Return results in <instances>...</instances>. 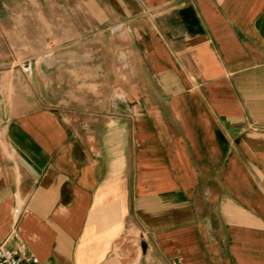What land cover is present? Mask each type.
I'll use <instances>...</instances> for the list:
<instances>
[{
  "label": "crops",
  "instance_id": "crops-1",
  "mask_svg": "<svg viewBox=\"0 0 264 264\" xmlns=\"http://www.w3.org/2000/svg\"><path fill=\"white\" fill-rule=\"evenodd\" d=\"M13 227L42 262L264 264V0H0Z\"/></svg>",
  "mask_w": 264,
  "mask_h": 264
},
{
  "label": "built area",
  "instance_id": "built-area-1",
  "mask_svg": "<svg viewBox=\"0 0 264 264\" xmlns=\"http://www.w3.org/2000/svg\"><path fill=\"white\" fill-rule=\"evenodd\" d=\"M17 212V211H16ZM14 242L13 247L8 243ZM0 264H57L42 262L33 254L25 242L20 239L17 228L13 227L4 239H0Z\"/></svg>",
  "mask_w": 264,
  "mask_h": 264
},
{
  "label": "rangeland",
  "instance_id": "rangeland-1",
  "mask_svg": "<svg viewBox=\"0 0 264 264\" xmlns=\"http://www.w3.org/2000/svg\"><path fill=\"white\" fill-rule=\"evenodd\" d=\"M92 39H93V37H92Z\"/></svg>",
  "mask_w": 264,
  "mask_h": 264
}]
</instances>
